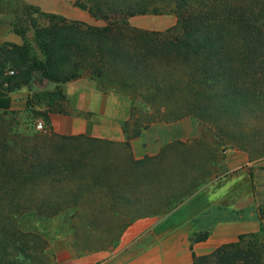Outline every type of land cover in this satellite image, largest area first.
<instances>
[{"label": "trees", "instance_id": "16d2710c", "mask_svg": "<svg viewBox=\"0 0 264 264\" xmlns=\"http://www.w3.org/2000/svg\"><path fill=\"white\" fill-rule=\"evenodd\" d=\"M77 4L107 24L33 6L45 22H34L40 54L32 55L28 42L0 47V88L39 89L27 99L26 122L19 111L0 112V264H53L50 248L61 239L79 253L113 250L136 219L170 214L197 193L220 146L250 156L264 148V0ZM145 14H174L177 23L165 31L130 25L131 17ZM14 28L24 36L16 22ZM36 69L56 87L41 86ZM83 76L129 100L126 141L53 130L52 115L67 114L62 84ZM39 116L45 130L33 124ZM186 117L207 124L213 141L197 148L176 140L155 156L135 158L132 139L152 123ZM256 210L264 219V205ZM212 226L192 233V264L247 258L264 237L262 225L198 256L194 244L207 240Z\"/></svg>", "mask_w": 264, "mask_h": 264}, {"label": "crops", "instance_id": "0c3cea01", "mask_svg": "<svg viewBox=\"0 0 264 264\" xmlns=\"http://www.w3.org/2000/svg\"><path fill=\"white\" fill-rule=\"evenodd\" d=\"M22 1L71 21L93 26L107 24L80 7L78 0H43V4L35 0ZM20 5L16 3L13 6L9 2L0 4V47L5 43H25L24 36L14 28L15 9ZM149 15L148 18L152 15L157 16L158 20L153 24L140 21ZM129 23L138 28L165 31L176 25L177 17L174 14H145L131 17ZM46 83L45 87L49 89L56 87L55 84ZM62 88L67 97V114L52 115L55 132L126 141L123 123L130 119V111H119L122 103H125L124 106L130 104L126 97L115 91L105 92L89 76L62 84ZM37 90V86L22 87L12 92L0 88V112L19 111L23 115L28 97ZM181 128L180 124H153L144 131V135L131 140L135 158L155 156L167 143L178 139L187 140L189 131L185 132ZM225 152L223 165L225 169L229 168L228 172L206 179L200 190L174 212L136 219L113 250L79 253L73 249L70 239H61L54 244V264H192L190 237L203 224L213 223V226L207 240L194 244L198 256L208 255L223 244L236 242L242 234L260 232L262 225L264 227V219L260 218L255 204L257 207L264 205V157L251 160L248 152L240 149H228ZM248 167L254 168L253 180L246 174ZM212 209L225 215L197 226L196 217H212L213 213H208Z\"/></svg>", "mask_w": 264, "mask_h": 264}, {"label": "rangeland", "instance_id": "374dc122", "mask_svg": "<svg viewBox=\"0 0 264 264\" xmlns=\"http://www.w3.org/2000/svg\"><path fill=\"white\" fill-rule=\"evenodd\" d=\"M35 1L39 2V4H41V3L43 4V0H35ZM66 1L69 2L70 0H66ZM79 1H81V0H79ZM5 2L6 3L9 2L13 6L16 3L22 4V6L20 5V7H16V9H15V16L16 17L14 18V21L16 22L17 28L20 31H23L25 33L24 34V40H25V42H28L30 44L31 54L35 55V56L39 55L40 53H39L37 43L35 40L34 22L37 21L38 23L40 22L41 24H44L45 23L44 20L40 17L39 14H37L33 11V5L29 6V5L25 4L24 1H22V0H6V1L0 0V4H4ZM148 17H150V15L144 17V19H140V21L146 22L148 24H153L155 21L158 20L157 16L151 15V18H148ZM11 71H14V73H15V70H13V68H9V71H8L9 75H13V74H11ZM43 86L45 87V80L44 79H43ZM121 102H123V101H121ZM124 104L125 103H122L120 105L119 111L121 113H125V112L129 113V111H130L129 105L130 104L127 103V105H125V106H124ZM70 109H71V107L68 106V110H70ZM23 117L25 118V122H26V120L29 118V115L24 113ZM39 119L43 120L45 127H46V121H45L44 117L39 116L37 120H39ZM155 123H167V122H155ZM155 123H152L151 126ZM168 123L169 124H175V125L180 124L182 126V128L185 130V132H187V130H188L189 136H188L187 140H181V139H178V140L188 142V144L193 145V146H197V148H199L200 146L198 144L196 145V143L202 142L204 144V142H210L211 143L213 141V134H212V131L209 130V126L207 124H203L202 122L196 120L195 118L186 117L182 120H179L176 122H168ZM33 124L35 125L36 121ZM179 132H180V129H179ZM144 134H145V132H144ZM228 149H240V148L227 147L225 149V146H220L219 152H218V155H219L218 163L210 165L209 168L211 169L212 173H211V176L208 177V179H212V178H214V176H219L221 174L228 172L229 168L225 169L224 165H223V162H224L225 156H226L225 151ZM240 150H243V149H240ZM243 151H245V150H243ZM262 157H264V148L258 149L257 151H254L253 155L250 156L251 160L259 159ZM247 169L248 170H247L246 174L248 175L249 179L253 180V177H254L253 169L254 168L248 167ZM249 190H250V188H249ZM255 206L257 209V204H255ZM212 213H213L212 217H209V216L196 217L195 220L198 223L197 226L203 224L204 222H208L210 220H213V219L217 218L218 216L220 218L223 215H225L224 213L222 214L221 211L215 212V209H212ZM105 219L107 220V218H105ZM105 224L107 225L108 222ZM208 228H209V225L203 224V225H201V228L199 229V231H205ZM95 236H96V234H94V237ZM57 242H55L54 244H56ZM54 244L50 248L51 256H53V259H52L53 264H54V256H56L55 252H54ZM256 246H258V248L253 249L252 252L247 255V258H237V259L236 258H229V259H223V260L216 259L213 261L214 263H209V264H264V237H261L259 239Z\"/></svg>", "mask_w": 264, "mask_h": 264}, {"label": "water", "instance_id": "95a60500", "mask_svg": "<svg viewBox=\"0 0 264 264\" xmlns=\"http://www.w3.org/2000/svg\"><path fill=\"white\" fill-rule=\"evenodd\" d=\"M34 78L38 80L40 83L43 82V76H42V70L41 69H36L34 71Z\"/></svg>", "mask_w": 264, "mask_h": 264}, {"label": "built area", "instance_id": "2783aa9c", "mask_svg": "<svg viewBox=\"0 0 264 264\" xmlns=\"http://www.w3.org/2000/svg\"><path fill=\"white\" fill-rule=\"evenodd\" d=\"M11 74H14V71H11ZM35 126L38 130H45V124L43 120H37Z\"/></svg>", "mask_w": 264, "mask_h": 264}]
</instances>
